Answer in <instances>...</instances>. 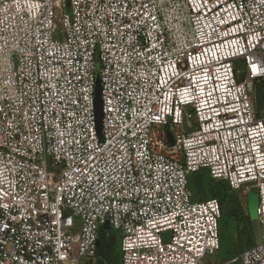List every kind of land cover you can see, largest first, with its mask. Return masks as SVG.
<instances>
[{
  "label": "built area",
  "instance_id": "built-area-1",
  "mask_svg": "<svg viewBox=\"0 0 264 264\" xmlns=\"http://www.w3.org/2000/svg\"><path fill=\"white\" fill-rule=\"evenodd\" d=\"M258 81L264 0H0V264L94 263L107 221L121 264H207L221 203L193 200L202 168L257 186L264 239ZM232 261L264 264V242Z\"/></svg>",
  "mask_w": 264,
  "mask_h": 264
},
{
  "label": "rangeland",
  "instance_id": "rangeland-1",
  "mask_svg": "<svg viewBox=\"0 0 264 264\" xmlns=\"http://www.w3.org/2000/svg\"><path fill=\"white\" fill-rule=\"evenodd\" d=\"M60 26L59 24L56 26L55 38L60 37ZM59 30V31H58ZM236 66L239 69L242 66V61L237 60ZM99 69V67H98ZM244 77V74L239 75V78ZM190 110V108H189ZM257 115L260 117L264 116V105L262 109H257ZM192 120L195 121L194 112ZM196 126V125H195ZM193 127V129L195 128ZM167 127L162 126V130H165ZM174 130V127H172ZM192 129H189L187 132H190ZM54 161L49 158L48 159V170L51 176L52 181L51 185H53V181L56 180L59 170L61 169V165L53 164ZM205 171L207 169H204ZM208 171V170H207ZM225 183H228L224 181ZM231 195H235L239 200H242L245 204H247L249 215L250 228L246 230V227L243 226L242 221L239 219L238 221L233 220L224 213L222 209V216L219 219V235H220V249L215 251L214 253H207L204 261L207 264H214L218 262H227L228 264H240V261L234 262L232 259L239 255H236L237 249L243 248L247 249L252 247V244L263 243L264 239L262 236V228L261 223L259 221V216L257 212V208L259 205V189L257 186H252L250 189L245 190L244 186L238 190H229ZM209 199V195L204 193L201 189H197L195 195L193 196V200H207ZM102 228L104 229V239L102 243L97 245V254L96 260L94 263H86L87 260L80 259V262H85L86 264H121L122 263V251L121 240H122V232L120 230L115 229L110 222H106ZM251 239L252 241H249ZM253 242V243H252Z\"/></svg>",
  "mask_w": 264,
  "mask_h": 264
},
{
  "label": "trees",
  "instance_id": "trees-1",
  "mask_svg": "<svg viewBox=\"0 0 264 264\" xmlns=\"http://www.w3.org/2000/svg\"><path fill=\"white\" fill-rule=\"evenodd\" d=\"M188 183L191 191L193 192V195H195L197 189H201L204 193L209 195V199L217 198L221 203V216L223 209L224 213L227 214L228 217L233 218V220L238 221L240 219L243 226L246 227V230L250 228V222L249 219H247L249 218V216L245 215L240 200L234 194L231 195V193L229 192V190L232 189L230 188L228 183L213 179L210 173L207 170L205 171L204 168L189 173ZM103 234L104 230L101 227L99 229V236ZM249 241L252 240L249 239ZM254 245H256V243L252 244V246ZM244 250L246 249H237L236 255H240Z\"/></svg>",
  "mask_w": 264,
  "mask_h": 264
},
{
  "label": "water",
  "instance_id": "water-1",
  "mask_svg": "<svg viewBox=\"0 0 264 264\" xmlns=\"http://www.w3.org/2000/svg\"><path fill=\"white\" fill-rule=\"evenodd\" d=\"M101 89L102 83L100 78V73L97 74L96 78V91H95V110H96V125L99 134H101L102 130V118H103V109H102V99H101ZM255 102L257 109H262L264 105V87L263 83L258 81L255 85ZM167 138L170 143L174 142L172 133L170 130H167ZM109 222V221H107ZM169 233L166 234L168 236ZM101 242L100 238L97 241V244Z\"/></svg>",
  "mask_w": 264,
  "mask_h": 264
},
{
  "label": "crops",
  "instance_id": "crops-1",
  "mask_svg": "<svg viewBox=\"0 0 264 264\" xmlns=\"http://www.w3.org/2000/svg\"><path fill=\"white\" fill-rule=\"evenodd\" d=\"M240 203H241V205H242V208H243V210H244V213H245V215L246 216H249L248 214H247V211H248V207H247V204H245L242 200H240ZM105 224V223H104ZM104 224H102L101 226H100V228L104 225ZM111 224V223H110ZM104 230V229H103ZM121 232V231H120ZM99 238H100V240H101V242L100 243H102V241H103V239H104V235H100L99 236ZM99 243V244H100ZM122 251V250H121ZM97 258V257H96ZM96 264H98V261H97V263ZM100 264V263H99Z\"/></svg>",
  "mask_w": 264,
  "mask_h": 264
}]
</instances>
